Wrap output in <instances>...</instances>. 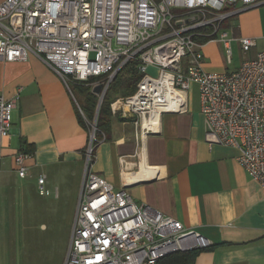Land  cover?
I'll use <instances>...</instances> for the list:
<instances>
[{
  "label": "built area",
  "instance_id": "obj_1",
  "mask_svg": "<svg viewBox=\"0 0 264 264\" xmlns=\"http://www.w3.org/2000/svg\"><path fill=\"white\" fill-rule=\"evenodd\" d=\"M264 5V0H3L0 2V60H24L31 51L69 88V82L106 74L104 95L114 74L136 61V90L110 103L111 113L132 116L142 135L160 130L161 115L187 110L195 83L204 122V141L239 149L238 162L264 189V48L229 73L204 67L203 47L236 40L244 50L251 36H231L228 18ZM230 60V51L228 52ZM185 63V65H184ZM157 69L155 75L148 68ZM99 95V94H97ZM100 96V95H99ZM19 99L0 95V136H9L11 111ZM89 123L71 238L63 264H158L167 254L200 250L209 238L181 221L137 203L125 187L114 186L91 170L96 119ZM30 153L14 155L26 175ZM48 194L45 174L37 177Z\"/></svg>",
  "mask_w": 264,
  "mask_h": 264
},
{
  "label": "crops",
  "instance_id": "obj_2",
  "mask_svg": "<svg viewBox=\"0 0 264 264\" xmlns=\"http://www.w3.org/2000/svg\"><path fill=\"white\" fill-rule=\"evenodd\" d=\"M249 19L239 20L244 32L254 28ZM215 42L220 41L203 47L210 72L218 71L207 64L206 47ZM17 91L10 134L0 136V191L27 177L35 190L43 173L49 193L40 194L38 207L27 206L21 232L25 244L18 251L0 245V264H63L78 197L74 189L70 198L62 196L53 177L70 165L76 172L85 162L90 121L72 90L31 51L24 60H0V95L9 98ZM133 120L110 112L93 149L91 170L115 189L125 187L137 203L209 238L212 245L198 250L193 264H264V189L238 162L237 147H209L204 141L199 92L197 106L188 90L186 111L162 113L158 132L142 135ZM22 150L30 151L24 177L14 161ZM81 181L75 183L81 186ZM34 208L37 233L31 228Z\"/></svg>",
  "mask_w": 264,
  "mask_h": 264
},
{
  "label": "rangeland",
  "instance_id": "obj_3",
  "mask_svg": "<svg viewBox=\"0 0 264 264\" xmlns=\"http://www.w3.org/2000/svg\"><path fill=\"white\" fill-rule=\"evenodd\" d=\"M245 16H248L250 18L249 20H251L250 22H253L254 24L251 25L254 26V28L246 32H244L245 29L240 23L241 18H244ZM231 25H234V30L230 34L231 36L245 35L255 37L256 45L248 50H244L236 40H230L227 44L221 41L209 44L206 47V62L208 65L217 69L220 73L235 71L242 64V62L254 58L257 52L264 48V5L252 7L238 13L231 19L228 18L222 24V27L225 28ZM255 25H259L258 28ZM251 33L252 35H248ZM255 33L257 34L254 35ZM229 51L230 60H228ZM148 72L155 75L157 73V69L149 67ZM69 87L73 93L76 91L72 82H69ZM189 96L190 101L197 106L198 88L195 83L190 85ZM117 97H122V94L117 95ZM84 165L85 162L79 165L76 172L73 171L76 166L70 165L69 170L64 171V173L61 172V174L59 172V175L55 174L56 176L53 177V182L61 186L62 196L70 198V191L71 189H74L78 197L80 184L78 185V182L75 183V181H81L82 174L80 173H82ZM33 186L34 185L31 180L27 177L25 179H15L14 182L10 184L8 189L0 191V245L3 250L11 248V250L15 249L18 251L21 246L25 244L21 242V232L24 228L22 218L27 219V206H37L43 199V196H41L38 192V188L34 190ZM35 211L36 210L34 208L31 228L34 233H37L36 225L34 223L36 221ZM24 232H27V229H25Z\"/></svg>",
  "mask_w": 264,
  "mask_h": 264
},
{
  "label": "trees",
  "instance_id": "obj_4",
  "mask_svg": "<svg viewBox=\"0 0 264 264\" xmlns=\"http://www.w3.org/2000/svg\"><path fill=\"white\" fill-rule=\"evenodd\" d=\"M106 74L90 77L87 81H75V92L73 93L77 103L82 110L87 120L91 121L95 118L98 95L93 92L94 87L91 83L101 81ZM141 74L137 70L136 61L128 62L123 68L119 69L110 81L101 101L96 116V138L100 137V131L105 132L108 126V116L110 115V103L122 94L127 96L136 90L137 82ZM23 152L30 153L29 150H22ZM198 250L191 251H178L167 254L162 257L158 264H193V260Z\"/></svg>",
  "mask_w": 264,
  "mask_h": 264
},
{
  "label": "water",
  "instance_id": "obj_5",
  "mask_svg": "<svg viewBox=\"0 0 264 264\" xmlns=\"http://www.w3.org/2000/svg\"><path fill=\"white\" fill-rule=\"evenodd\" d=\"M101 84H98L94 87L93 89V92L96 93V94H99V98H98V102H97V107H96V114H95V119H96V116H97V113H98V109H99V106L101 104V101H102V98L103 96H101Z\"/></svg>",
  "mask_w": 264,
  "mask_h": 264
}]
</instances>
